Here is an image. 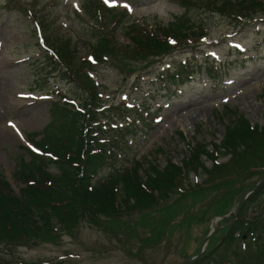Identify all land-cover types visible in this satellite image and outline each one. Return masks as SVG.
Segmentation results:
<instances>
[{"label":"rangeland","instance_id":"rangeland-1","mask_svg":"<svg viewBox=\"0 0 264 264\" xmlns=\"http://www.w3.org/2000/svg\"><path fill=\"white\" fill-rule=\"evenodd\" d=\"M7 1L0 0V130L5 128L8 131L7 138L3 139V135L0 138V175L19 194L22 182L17 179L16 171L21 161H29L28 149L34 147L28 137L38 140L45 133L61 131L58 124L65 123L62 109L52 111L53 103L63 101L57 90L74 97L81 106L84 102L82 91L56 73L47 80L43 79L44 73L39 71L43 47L33 34L34 23L20 10L4 5ZM45 1L38 0L39 4ZM85 2L56 0L45 10L57 25L56 29L51 27L52 35L64 38L70 34L73 41L78 40L79 55L87 57L88 21L91 26L96 19L88 9L90 15L85 12ZM122 3L131 11L115 28L114 32L120 37L132 18L154 26L157 22H174L184 12L179 0H115L110 4ZM193 6L195 8L186 16L208 26L206 37L193 48L167 53L160 63L149 67L144 66L148 63L144 58L128 60V68L134 70L128 77L115 62L94 65V77L103 84V104L117 106L102 115L103 129L110 135L116 131L122 141L114 157L106 161L100 177L106 178L114 167L137 160L148 171L151 164L162 167L168 159L179 163L188 155L187 143L192 146L196 141L218 143L221 140L230 122V111L243 115L258 127L264 126V13L248 23L236 25L218 11L198 3ZM102 18L109 24L108 16ZM192 54L198 62L204 61L208 55L216 73L208 76L200 70L193 80L179 87L175 97L168 96V90L157 81L156 75L161 69L172 68L176 60L189 58ZM252 91L256 92V99L249 97ZM159 104L160 117L155 118L150 127L146 123V117H150L146 111L156 110ZM53 117L56 118L55 126L46 129ZM176 121L178 123L173 124ZM184 123L188 127L184 128ZM259 145L260 150L257 149L252 158L256 156L255 163L264 165V139H260ZM205 164L210 167L211 161L207 160ZM247 165L242 171H229L237 174V181L229 192H240L241 195L259 179L262 170L247 175L250 174ZM50 171L57 170L51 167ZM140 173L144 175V170ZM206 177L191 174L190 182L194 184ZM210 193L198 200L192 196L179 199L172 194L165 204L168 209L149 210L144 215L146 210L136 208L111 216L114 223L111 226L76 221L71 231L60 228L55 236L50 234L38 243L19 245L7 258L13 264H174L181 256L187 258L198 251L213 219L219 216L213 209L203 214L204 202L222 191L216 188ZM235 206L236 200L228 205L227 212L233 211ZM169 210L173 211L177 223L165 234L166 241H163L161 230L172 223L166 213ZM224 221L217 220L214 228L226 225ZM215 238L217 245L220 231L216 232Z\"/></svg>","mask_w":264,"mask_h":264},{"label":"trees","instance_id":"trees-1","mask_svg":"<svg viewBox=\"0 0 264 264\" xmlns=\"http://www.w3.org/2000/svg\"><path fill=\"white\" fill-rule=\"evenodd\" d=\"M36 2L33 0L30 3L31 8L36 7ZM197 3L218 11L233 22L264 12V0H181L184 12L174 22L154 28L131 23L126 28L129 42L119 43L110 29L115 26L118 16L124 13L105 8L99 3H90L96 5V13L99 12L96 17L91 7L88 8L96 19V23L89 27L91 53L97 61L107 57L126 69L124 66L129 59L138 61L144 58L147 62H153L156 57L177 48L191 47L206 33L203 23L186 16ZM35 7L31 15L44 23L46 34V26L49 25L46 15L37 14ZM103 15L110 18V25L101 19ZM44 41L52 51L48 59L62 67L65 76L85 93L83 101L86 108L82 113L65 106L59 109L65 122L58 124L61 131L45 133L40 139L45 145L42 148L55 158L32 154L29 162L21 161L16 175L25 185L20 188L19 194H15L0 175V264H11L3 254L7 255L8 251L11 254L12 248L25 243H38L50 234L55 236L60 228L71 231L76 221L111 226L114 224L111 216H119L136 208L146 210L144 215L149 210L168 209V204H165L172 194L179 199L192 196L198 200L210 191L211 195L217 188L222 193H215L209 201L204 202L206 208L203 214L210 209L216 215L227 213L228 205L234 200L237 202L242 195L240 192H229L237 181L235 170L242 171L248 164L250 174L247 175L259 169L262 170L259 178L264 174V165L255 163L256 156L252 158L253 153L260 150L264 126L251 125L244 116L239 115L230 118L219 144L213 143L210 148L206 143L189 147V156L183 158L180 165L168 160L163 167L151 164L148 171L137 161L121 171L114 170L104 181H100L98 172L111 155L112 146L100 143L95 135L99 137V117L100 112L104 111L99 108V84L89 73L92 71L91 63L86 58L81 59L79 50L77 52L78 45L69 36L59 39L46 35ZM54 117L46 129L55 126ZM225 156H228L227 162L217 163ZM206 160L212 162L210 167L205 165ZM50 164H54L57 173L48 171ZM140 170H144V175ZM231 170L234 172L230 173ZM198 171L207 177L200 183H186L188 175ZM166 213H169L172 223L161 230L163 241H166L165 234L177 223L172 210ZM224 220L226 225L218 230L219 243L215 244L216 231L206 250L190 264H264V182L242 202L236 217ZM154 234L156 241V230Z\"/></svg>","mask_w":264,"mask_h":264},{"label":"water","instance_id":"water-1","mask_svg":"<svg viewBox=\"0 0 264 264\" xmlns=\"http://www.w3.org/2000/svg\"><path fill=\"white\" fill-rule=\"evenodd\" d=\"M263 181H264V176H263V177L257 182V184H256L251 190H249L246 194H244V195L241 197V199L239 200V202H238L236 208H235L234 211L232 212L233 214H236V211H237L238 206H239L240 203L244 200V198L247 196V194H248L249 192L253 191V190H254V189H255L260 183H262ZM209 236H210V234L207 235V237H206V239H205L203 245H205L206 241L209 239ZM202 250H203V246L200 248V250L198 251V253L196 254V256L200 255V253L202 252ZM196 256H195V257H196ZM195 257H192V258L186 260L184 263H188V262H190V261H191L192 259H194Z\"/></svg>","mask_w":264,"mask_h":264},{"label":"bare ground","instance_id":"bare-ground-1","mask_svg":"<svg viewBox=\"0 0 264 264\" xmlns=\"http://www.w3.org/2000/svg\"><path fill=\"white\" fill-rule=\"evenodd\" d=\"M250 96H252L253 99H256V92H255V91H252V94H251V95L249 94V97H250ZM185 121H186V120H185ZM174 123L177 124L178 121L173 122V124H174ZM183 126H184V128H186V127H188V124H187V123H184ZM7 133H8L7 129H5V128L1 129V130H0V138H1V135L4 136V137L2 136L3 139H5V137L7 138Z\"/></svg>","mask_w":264,"mask_h":264},{"label":"snow or ice","instance_id":"snow-or-ice-1","mask_svg":"<svg viewBox=\"0 0 264 264\" xmlns=\"http://www.w3.org/2000/svg\"><path fill=\"white\" fill-rule=\"evenodd\" d=\"M115 0H105V3H114ZM126 8H128L129 6L127 4L124 5ZM129 11H131V8H129ZM91 59V58H90Z\"/></svg>","mask_w":264,"mask_h":264}]
</instances>
